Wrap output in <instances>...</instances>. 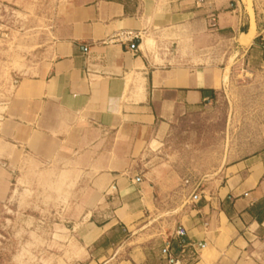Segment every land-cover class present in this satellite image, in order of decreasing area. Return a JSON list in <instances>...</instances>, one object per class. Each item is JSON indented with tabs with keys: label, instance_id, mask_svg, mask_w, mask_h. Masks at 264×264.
Masks as SVG:
<instances>
[{
	"label": "crops",
	"instance_id": "crops-1",
	"mask_svg": "<svg viewBox=\"0 0 264 264\" xmlns=\"http://www.w3.org/2000/svg\"><path fill=\"white\" fill-rule=\"evenodd\" d=\"M191 2L184 9L173 0L160 29L125 0H71L40 72L13 82L0 157L70 165L83 193L81 264H170L179 227L187 243H206L188 264H264V139L206 181L168 232H158L154 217L158 170L136 167L175 118L210 103L225 84L218 41L259 51L264 66V0ZM166 33L171 45L163 48ZM2 185L1 198L9 191Z\"/></svg>",
	"mask_w": 264,
	"mask_h": 264
},
{
	"label": "rangeland",
	"instance_id": "rangeland-1",
	"mask_svg": "<svg viewBox=\"0 0 264 264\" xmlns=\"http://www.w3.org/2000/svg\"><path fill=\"white\" fill-rule=\"evenodd\" d=\"M70 1L0 0V118L14 80L40 72L47 46L67 20ZM125 1L150 24L166 28L168 5L173 0ZM175 1L184 9L192 3ZM159 42L163 48L169 47L171 38L166 33ZM217 43L227 52L225 84L210 103L175 118L136 164L140 173L158 170L154 178L159 205L154 217L161 223L157 224L160 233L168 232L181 208L188 206L190 198L221 168L263 146L262 54L236 48V40ZM14 161L0 157V264H81L77 260L83 251L77 204L83 193L78 190L77 177L69 174L70 165L35 162L30 157ZM1 162H6L5 168ZM1 181L9 188L2 198ZM159 247L155 245V249Z\"/></svg>",
	"mask_w": 264,
	"mask_h": 264
},
{
	"label": "built area",
	"instance_id": "built-area-1",
	"mask_svg": "<svg viewBox=\"0 0 264 264\" xmlns=\"http://www.w3.org/2000/svg\"><path fill=\"white\" fill-rule=\"evenodd\" d=\"M130 33H127V36H130ZM186 230L183 227H179L176 231V236L179 238V248L180 252L179 254L175 255L172 250L170 253V259L171 262L170 264H188V262L195 258L199 250H202L205 248L206 243L205 242H200L197 244H189L184 240V237L186 236ZM170 249V246H168Z\"/></svg>",
	"mask_w": 264,
	"mask_h": 264
}]
</instances>
